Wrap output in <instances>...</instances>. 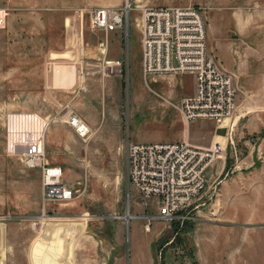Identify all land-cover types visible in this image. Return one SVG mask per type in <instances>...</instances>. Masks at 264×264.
Here are the masks:
<instances>
[{"label": "rangeland", "instance_id": "obj_1", "mask_svg": "<svg viewBox=\"0 0 264 264\" xmlns=\"http://www.w3.org/2000/svg\"><path fill=\"white\" fill-rule=\"evenodd\" d=\"M22 1L1 0L0 4L7 13L0 27V264H197L193 233L200 218L196 208L175 218L159 217L158 201L132 186L128 159L132 144L174 141L180 130L186 132L187 125L179 122L174 109L190 95L194 77L145 76L140 22L135 28L130 18V36L128 31L119 35L122 49L109 48L108 55L120 63V73L100 104L101 116L88 104L74 108L73 115L99 122V133L92 129L81 137L69 122L68 107L63 106L67 98L55 99L43 86L46 59L63 46V14L23 6ZM94 30L95 45L105 46V31ZM172 88L178 90L176 96L170 95ZM19 110L43 114L50 127L60 125V133L50 142L48 129L46 156L50 164L63 169L64 181L75 192L72 199L44 203L34 182L41 179L33 174L38 169H28L20 157L7 154L5 116ZM229 133L235 147L226 148L222 160L227 171L219 178L230 174L238 159H258L244 138L235 136L231 128ZM206 191L202 201L207 202Z\"/></svg>", "mask_w": 264, "mask_h": 264}, {"label": "crops", "instance_id": "obj_2", "mask_svg": "<svg viewBox=\"0 0 264 264\" xmlns=\"http://www.w3.org/2000/svg\"><path fill=\"white\" fill-rule=\"evenodd\" d=\"M22 2L23 6L60 11L63 14V46L61 50H54L50 59H46L43 86L56 95L55 99L57 96L67 98L68 102L63 106L68 107V117L74 114L75 106L78 110L77 105L80 103L93 107L101 116L100 104L104 102L103 98L109 94L111 83L116 82L115 77L120 73V63L108 55L109 48L113 52L122 49L123 41L119 39V35L122 36L128 31L130 36V18L135 23V28L138 21L140 22L142 51L144 9L173 6L202 8L207 25L208 52L223 71L232 77L235 87L239 90L233 115L221 122L195 121L187 124L180 109H174L179 122L187 125L186 132L182 134L183 131L180 130L181 136L174 141L189 139L205 147L220 143L225 149L222 157L214 161L207 171L209 188L206 193L210 195L207 202L202 201L196 214L200 220L193 233L195 258L197 264H264V136L258 137L264 133V0ZM101 7H126L128 26L125 31H105L106 42L103 43L106 45L98 48L94 43L93 12ZM94 89H97V95L102 98L96 96ZM194 91L195 79L190 94ZM176 92L178 90L172 88L170 95L176 96ZM58 102L56 103L62 107V102ZM161 103L166 107L171 105L168 101L161 100ZM87 124L91 130H97L96 133H99L98 120L87 117ZM50 128L48 142L54 135H58L61 129L56 123ZM230 128L235 132V136L244 138V144L249 146L250 153L255 150L258 159L250 156L238 159L234 167L231 166L230 174L219 178L227 171V163L222 160L226 148L232 142L235 147L234 137L229 133ZM256 137L257 143L253 145ZM23 163L31 169L24 161ZM33 174L41 175V183L39 179L34 182L38 185L39 196L43 198V202L50 203L44 198L43 185H40L42 172L37 170Z\"/></svg>", "mask_w": 264, "mask_h": 264}, {"label": "built area", "instance_id": "obj_3", "mask_svg": "<svg viewBox=\"0 0 264 264\" xmlns=\"http://www.w3.org/2000/svg\"><path fill=\"white\" fill-rule=\"evenodd\" d=\"M127 8L101 7L93 12L96 30H123ZM0 5V27L6 23ZM142 69L145 76L156 74L192 75L195 91L180 101L187 124L199 120L221 122L235 110L237 88L208 52L207 25L202 8L153 7L142 13ZM69 122L78 135L91 129L76 115ZM49 119L35 111H9L5 116V145L8 155L23 159L31 169L42 172L44 198L69 200L74 190L63 179V169L48 162L45 141ZM234 145V142H232ZM220 143L199 146L189 139L174 142L135 143L129 148L130 180L134 189L159 204V217L175 218L201 207L206 191L207 171L222 157ZM185 217V216H182ZM187 217V216H186Z\"/></svg>", "mask_w": 264, "mask_h": 264}]
</instances>
